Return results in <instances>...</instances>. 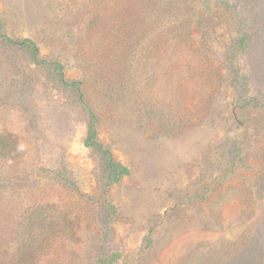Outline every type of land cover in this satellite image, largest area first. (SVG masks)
<instances>
[{"label": "rangeland", "instance_id": "rangeland-1", "mask_svg": "<svg viewBox=\"0 0 264 264\" xmlns=\"http://www.w3.org/2000/svg\"><path fill=\"white\" fill-rule=\"evenodd\" d=\"M0 253L264 264V0H0Z\"/></svg>", "mask_w": 264, "mask_h": 264}, {"label": "trees", "instance_id": "trees-1", "mask_svg": "<svg viewBox=\"0 0 264 264\" xmlns=\"http://www.w3.org/2000/svg\"><path fill=\"white\" fill-rule=\"evenodd\" d=\"M9 40H11V39H9ZM11 41L15 42L14 40H11ZM21 43H23V42H21ZM25 43H26L28 49L30 50V53L32 54L34 60L37 63L45 62V60L41 56L39 48L36 46V44L34 42H32L31 40H28V41L24 42L23 44H25ZM57 65H58V63H57ZM58 66H59L60 70H62V66L61 65H58ZM62 80L68 85H73V86L78 87V88H80V86H81L80 82H78V81H74L72 83L66 82L65 78L63 76H62ZM96 120H97L96 116H93V120H92L90 130H89V135L87 138V144L91 145V146L98 147L106 155L108 162L114 171V174L116 176H119V175L123 174L125 168L122 164L113 161L112 155L110 154V152H108L106 150L104 144L100 141L98 129L96 127ZM36 218H38V216ZM21 235H22V232H21ZM30 244L31 245L37 244L36 238H34L33 236L30 238ZM14 259H15V262H17L18 264L23 263L22 258H20L18 255H16L14 257ZM0 264H8V261L6 258H4L3 253H0Z\"/></svg>", "mask_w": 264, "mask_h": 264}]
</instances>
